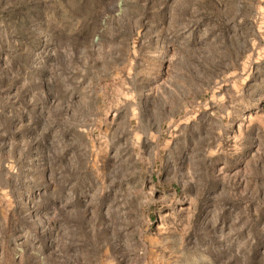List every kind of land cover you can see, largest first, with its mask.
Listing matches in <instances>:
<instances>
[{
    "label": "rangeland",
    "instance_id": "rangeland-1",
    "mask_svg": "<svg viewBox=\"0 0 264 264\" xmlns=\"http://www.w3.org/2000/svg\"><path fill=\"white\" fill-rule=\"evenodd\" d=\"M0 264H264V0H0Z\"/></svg>",
    "mask_w": 264,
    "mask_h": 264
}]
</instances>
